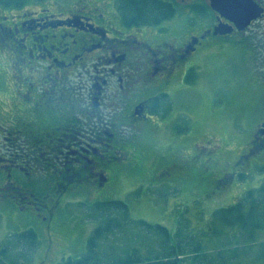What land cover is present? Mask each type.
I'll return each instance as SVG.
<instances>
[{
    "label": "flooded vegetation",
    "instance_id": "flooded-vegetation-1",
    "mask_svg": "<svg viewBox=\"0 0 264 264\" xmlns=\"http://www.w3.org/2000/svg\"><path fill=\"white\" fill-rule=\"evenodd\" d=\"M166 1L167 25L130 26L115 0H68L56 10L43 0L0 3V204L36 215L51 233L65 196L94 192L115 174L181 179L195 164L202 178L222 181L253 169L248 161L264 150V102L231 161L217 146L197 159L202 138L188 157L187 133L178 136L174 122L204 58L244 48L264 23V0H252L261 11L243 30L211 0ZM217 24L232 30L214 33ZM221 160L230 169L211 168Z\"/></svg>",
    "mask_w": 264,
    "mask_h": 264
},
{
    "label": "rangeland",
    "instance_id": "rangeland-1",
    "mask_svg": "<svg viewBox=\"0 0 264 264\" xmlns=\"http://www.w3.org/2000/svg\"><path fill=\"white\" fill-rule=\"evenodd\" d=\"M63 1L68 0H43V3L56 10ZM32 5L34 3L29 4ZM250 32L253 33L247 37L253 44L250 55L239 47L221 48L219 52L208 54L195 89L183 99V105L180 102L184 111L175 118V132L178 136L187 133L188 157L196 150V157L200 159L204 149L217 146L220 156L231 161L250 140L263 97L260 81L264 76V23ZM195 124L205 126L202 133H199L201 128L193 127ZM199 139L206 143L194 150L191 144ZM248 162H253L251 172L241 178L224 179L216 188V179H208V173L202 178L201 167L195 164L181 179H138L129 173L115 174L104 186L96 185L94 192L67 195L54 212L51 233L42 229L36 215L24 216L28 211L2 203L0 240L11 233L33 228L39 247L33 257L26 258L22 264H57L63 258H77L85 251L86 239L96 223L88 218L87 208L93 209L91 205L96 201L119 199L126 202L132 220L143 219L161 224L171 233L179 232L181 250L197 256L195 260L185 257L181 264H264V227L250 234L238 223L225 224L217 218L219 211L216 210L239 200L244 191L258 187L264 179V150ZM230 165L231 162L225 165L221 160L211 168L228 170ZM6 202L9 201L6 199ZM123 230L125 234L114 235L122 241L121 250L126 249L124 240L134 235L137 254L143 257L149 249L151 254L158 253L159 238L152 229L132 222L131 228ZM17 257L20 256L16 254L15 261Z\"/></svg>",
    "mask_w": 264,
    "mask_h": 264
},
{
    "label": "trees",
    "instance_id": "trees-1",
    "mask_svg": "<svg viewBox=\"0 0 264 264\" xmlns=\"http://www.w3.org/2000/svg\"><path fill=\"white\" fill-rule=\"evenodd\" d=\"M25 0H0L4 4H16ZM116 8L123 24L130 25H158L169 19L173 14V7L166 0H116ZM224 179L215 180V188ZM87 208L88 218L96 223L86 239L85 251L77 258H63L57 264H181L185 257L195 260L197 256L187 255L182 251L179 232L171 233L161 224H151L143 219L132 220L126 202L113 199L96 201ZM90 206V207H91ZM217 218L225 224L238 223L242 230L253 234L264 227V179L256 188H249L226 208L216 210ZM215 211V212H216ZM215 212L213 214H215ZM253 217L255 221H252ZM134 222L138 226L152 229L158 234V253L151 254L150 249L143 257L137 254L135 236H130L126 249L121 250L122 241L114 237L115 234H125L124 228H131ZM177 232V233H176ZM185 245V243H184ZM10 246V253L7 254ZM131 246V247H130ZM39 247L37 233L33 228L12 233L0 248V264H22L26 258H32ZM129 247V248H128ZM116 251L109 253V250ZM146 253V252H145ZM16 254L20 256L15 261ZM194 257V258H192Z\"/></svg>",
    "mask_w": 264,
    "mask_h": 264
},
{
    "label": "water",
    "instance_id": "water-1",
    "mask_svg": "<svg viewBox=\"0 0 264 264\" xmlns=\"http://www.w3.org/2000/svg\"><path fill=\"white\" fill-rule=\"evenodd\" d=\"M211 4L213 8L229 17L238 29H244L261 11L252 0H211ZM231 30L232 26L228 24L214 26V33H225Z\"/></svg>",
    "mask_w": 264,
    "mask_h": 264
}]
</instances>
